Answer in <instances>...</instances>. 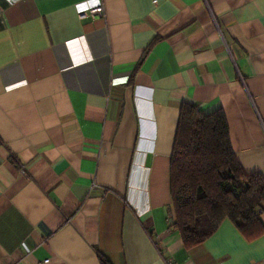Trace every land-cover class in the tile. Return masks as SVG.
I'll use <instances>...</instances> for the list:
<instances>
[{
  "label": "crops",
  "instance_id": "0c3cea01",
  "mask_svg": "<svg viewBox=\"0 0 264 264\" xmlns=\"http://www.w3.org/2000/svg\"><path fill=\"white\" fill-rule=\"evenodd\" d=\"M83 1L0 0V264H264L227 219L186 248L169 175L188 103L264 176V0Z\"/></svg>",
  "mask_w": 264,
  "mask_h": 264
},
{
  "label": "trees",
  "instance_id": "16d2710c",
  "mask_svg": "<svg viewBox=\"0 0 264 264\" xmlns=\"http://www.w3.org/2000/svg\"><path fill=\"white\" fill-rule=\"evenodd\" d=\"M173 227L186 248L201 244L225 219L247 240L264 234V176L246 173L231 148L221 109L204 113L182 103L170 160ZM102 264H109L102 259Z\"/></svg>",
  "mask_w": 264,
  "mask_h": 264
},
{
  "label": "built area",
  "instance_id": "2783aa9c",
  "mask_svg": "<svg viewBox=\"0 0 264 264\" xmlns=\"http://www.w3.org/2000/svg\"><path fill=\"white\" fill-rule=\"evenodd\" d=\"M77 10L79 15L90 16L91 18H100L104 14L102 0H87L77 4ZM262 212V210H260ZM41 264H52V261L49 257L44 258L41 261Z\"/></svg>",
  "mask_w": 264,
  "mask_h": 264
}]
</instances>
